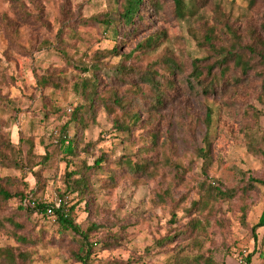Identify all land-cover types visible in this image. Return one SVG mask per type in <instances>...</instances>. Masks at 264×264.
I'll list each match as a JSON object with an SVG mask.
<instances>
[{
	"label": "rangeland",
	"instance_id": "374dc122",
	"mask_svg": "<svg viewBox=\"0 0 264 264\" xmlns=\"http://www.w3.org/2000/svg\"><path fill=\"white\" fill-rule=\"evenodd\" d=\"M20 1L21 6L14 0H0V140L10 139L21 147L22 153L18 152L16 157L30 163L31 168L0 166V178L15 179L18 190L32 194L36 202L57 207L64 201L70 206L76 202V197L64 190L65 162L51 141L58 127L67 120L61 110L69 113L81 99L70 88H42L37 80L43 74H54L67 83L76 77L74 66L55 50L61 27V38L71 57L109 48L111 42L102 28L90 22L87 26L79 22L113 4L111 0ZM214 2L242 37L253 30L259 32L264 0H256L251 8L241 0ZM164 3L161 17H155L148 10L133 36L119 41L120 56L110 61L108 74H113L119 58L137 42L158 31H164L166 39L151 56L169 51L186 72L190 71L192 59L206 57V48L197 44L198 33L194 37L190 32V21L173 19L168 0ZM111 34L108 32L106 36L112 37ZM134 62L128 60L127 63ZM76 64L80 62L76 60ZM259 94L260 79L254 72L229 90L219 87L211 95H202L199 91L179 94L173 105L162 110L151 125L160 133L157 159L164 161L158 176L140 182L116 178L118 184L112 187L105 184L109 170L101 169L94 174L93 196H88L86 204L75 207V222L82 229L91 224L97 226V230L90 232V240L101 244L96 242L91 264H127V261L129 264H169L171 248L158 242L174 235L186 223L185 208L205 196V184L239 188L250 176L264 179V165L259 157L248 152L244 136L248 130L264 132V106ZM45 106L49 107L50 114L43 117L40 113ZM210 108L212 113L208 120L206 115ZM252 109L259 113L257 119L251 115ZM72 128L68 126L69 135ZM144 129L145 126L129 136L136 139ZM24 141L33 143L31 154L27 153ZM82 141L90 145L86 154L80 153L85 155L87 163H93L100 149L113 159L110 165L113 168L117 167L115 161L122 154L136 152L139 145L135 140L121 144L103 111L83 130ZM254 145L264 148V142L259 140H255ZM46 153L49 160L41 168L36 163ZM175 167L177 176L173 175ZM168 182H171V193L165 202H159L156 193L162 192ZM21 203L18 199L8 201L5 214L15 211ZM263 206L264 188L259 185L245 195L238 191L232 199L210 198L199 216L202 231L190 236H174L169 241L173 244L168 246L180 247L184 253L191 254L206 251L219 264H264V244L260 243L264 229L258 228L254 233L250 229ZM172 211L177 220H173ZM242 218L247 227L241 223ZM17 219L22 220L19 216ZM56 229L52 215L32 214L25 220V229L18 231L26 241L15 239L8 229H3L0 230V247H13L15 251L27 253L28 264H79L70 257L76 243L69 236L61 238ZM114 236L117 242L109 246L103 244Z\"/></svg>",
	"mask_w": 264,
	"mask_h": 264
},
{
	"label": "trees",
	"instance_id": "16d2710c",
	"mask_svg": "<svg viewBox=\"0 0 264 264\" xmlns=\"http://www.w3.org/2000/svg\"><path fill=\"white\" fill-rule=\"evenodd\" d=\"M14 2H20V6L22 4L20 0ZM111 2L113 4L111 8L79 22L86 26L88 22L98 25L103 29V34L111 42V46L71 57L66 43L61 38L63 34L61 27L57 33L55 50L62 59L74 66L77 70L76 77L70 83L54 74H43L37 80L42 88L46 86L53 89L70 88L81 99V102H78L69 113L65 109L61 110V115L65 114L67 120L58 127L57 135L51 141L65 162L66 168L62 178L65 184L64 190L66 193H74L76 202L68 206L66 202L60 201L58 207L51 203L36 202L32 194L18 190L15 179L0 178V230L8 229L15 239L25 242L26 237L18 233L25 229V220L27 221L32 214L47 216L46 209L51 208V215L57 225L56 231L61 238L69 236L76 243V248L70 251V257L79 264H91L90 260L95 253L94 246L96 242L100 243L90 240V232L97 230L95 224L82 229L75 222V207L80 203L86 204L88 196L94 194L92 187L94 174L101 169L109 170L105 184L112 187L118 184L116 178L118 180L128 178L133 182H140L158 176L164 161L161 158L157 159L159 154L157 138L160 133L151 125L162 110L173 105L179 94L199 91L202 95H211L219 87L229 90L249 76L250 72H254V75L260 79L259 99L264 106V10L261 14L259 32L253 30L242 37L214 0H168L170 16L175 20L190 21V32L194 37L198 33L197 44L201 48H206V57L192 59L190 71L186 72V68L169 51L155 57L151 56L166 39V33L158 31L148 34L137 42L131 51L119 58L115 69H111L113 74H108L107 66L110 61L120 56L119 41H125L133 36L148 10L152 11L155 17H161L165 4L164 0H111ZM241 2L251 8L256 0H241ZM25 14L26 12L23 13ZM108 32L112 33V37L106 36ZM76 60L80 64H76ZM128 60L135 62L127 63ZM211 110L208 109L206 115L208 120ZM100 111H103L109 119L111 128L120 138L121 144H127L130 140H135L139 144L136 152L122 154L115 161L116 168L110 167L113 159L103 150L99 149L100 154L92 164L87 163L85 155H80L81 152L86 154L90 146L89 143L83 144V130L95 120ZM49 112V107L47 109L45 106L40 114L46 117ZM251 115L257 119L259 113L252 109ZM69 125L73 127L72 135L67 132ZM143 126L145 129L139 137L132 139L129 136ZM244 136L248 152L259 157L264 165V148L254 145L255 140L264 142V132L248 130L245 131ZM24 143L28 147L27 153L31 154L33 143L30 141ZM18 152L22 153L21 147L15 146L10 139H1L0 166H12L21 170L28 166L27 170H30V163L16 157ZM48 160L49 156L46 153L36 164L43 168ZM68 166L72 168L69 170ZM177 172L178 168L175 167L173 175L177 176ZM257 185L264 188V179L250 176L239 188L205 184V196L192 201L190 206L185 208V214L188 216L186 223L174 235L165 236L158 242L161 246L171 248L172 257L169 264H219L206 251L184 253L180 247L168 246L173 244L169 241L174 236H190L202 231L199 216L210 198L232 199L238 191L240 195H245L249 189H254ZM170 193L171 182H168V186L162 192L156 193V198L159 202H165L166 196ZM12 199H18L22 205L15 211L5 214L4 209ZM176 204L175 201L174 206ZM17 216L22 220L17 219ZM172 218L177 220L174 211ZM241 223L248 226L243 218ZM258 228L264 229V206L257 221L250 226L253 233ZM116 240L117 237L114 236L103 244L109 246ZM260 243L264 244V232ZM258 251L262 252L260 248ZM28 259L29 255L23 251H15L13 247H0V264H28ZM248 259L249 257H246L247 261Z\"/></svg>",
	"mask_w": 264,
	"mask_h": 264
},
{
	"label": "built area",
	"instance_id": "2783aa9c",
	"mask_svg": "<svg viewBox=\"0 0 264 264\" xmlns=\"http://www.w3.org/2000/svg\"><path fill=\"white\" fill-rule=\"evenodd\" d=\"M58 207V206H57ZM46 213L47 215H51L52 214V209L51 208H47L46 209Z\"/></svg>",
	"mask_w": 264,
	"mask_h": 264
}]
</instances>
